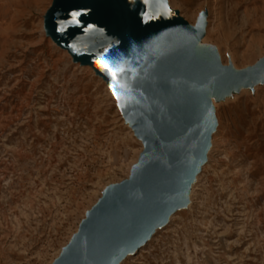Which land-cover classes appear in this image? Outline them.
Segmentation results:
<instances>
[{
    "label": "rangeland",
    "instance_id": "rangeland-1",
    "mask_svg": "<svg viewBox=\"0 0 264 264\" xmlns=\"http://www.w3.org/2000/svg\"><path fill=\"white\" fill-rule=\"evenodd\" d=\"M52 1L0 0V264H51L141 152L95 70L43 33ZM163 1L191 29L206 16L197 56L238 85L206 96L219 132L186 208L119 264H264V0Z\"/></svg>",
    "mask_w": 264,
    "mask_h": 264
},
{
    "label": "water",
    "instance_id": "water-1",
    "mask_svg": "<svg viewBox=\"0 0 264 264\" xmlns=\"http://www.w3.org/2000/svg\"><path fill=\"white\" fill-rule=\"evenodd\" d=\"M204 18L191 29L163 0L52 1L43 17L48 37L107 85L94 61L103 56L123 68L118 108L143 145L129 177L105 189L53 264H117L185 206L215 125L200 80L239 79L218 63L194 61Z\"/></svg>",
    "mask_w": 264,
    "mask_h": 264
},
{
    "label": "bare ground",
    "instance_id": "bare-ground-1",
    "mask_svg": "<svg viewBox=\"0 0 264 264\" xmlns=\"http://www.w3.org/2000/svg\"><path fill=\"white\" fill-rule=\"evenodd\" d=\"M46 13V12H45ZM45 15V14H44ZM44 15L42 16V30H43V33L45 32V30H44V27H43V17H44ZM197 21V20H196ZM204 24H206V16H205V18H204ZM204 33V32H203ZM48 39H50V41L52 42V43H54L57 47H60V45L52 38V37H48ZM202 39H200L197 43H196V45L194 46V48H193V57H194V59H195V62H199V61H206V62H210V63H213L215 60L214 59H211V60H204V59H200L198 56H197V51H198V44L200 43V41H201ZM48 43H50V42H48ZM66 53L71 57V52L70 51H66ZM214 64V63H213ZM88 67H90L92 70H94V67H93V65L92 64H88L87 65ZM94 73H95V71H94ZM96 76H97V78H99V79H101V81L104 83V85H105V87L108 89V91H109V93H110V95L112 96V98L114 99V101H115V104L117 105V102H116V99L113 97V95H112V92L110 91V89L108 88V85L105 83V81L99 76V75H97L96 74ZM200 85H201V88H202V90H203V93H204V95L205 96H207L208 97V99L210 100V98H209V94L211 93V92H217L218 94H220L222 91H224V90H228V89H230V88H233V87H235V86H237L238 85V82H236V81H222V80H220V79H214V80H207L206 78H201V80H200ZM211 106H212V104H211ZM117 107V106H116ZM117 110H119L118 108H117ZM212 112H213V107H212ZM123 122L126 124V126L129 128V130L131 131V133H132V135H133V137L137 140V141H139V143H140V145H141V152L143 151V145H142V142H141V140L139 139V138H137L136 136H135V134H134V131H133V129H132V127H131V125H130V122L129 121H127V120H125L124 118H123ZM218 130H216V121H215V125H214V128H213V130L211 131V133H210V137H209V142H208V146H207V149H206V152H205V154H204V163L198 168V172H200V169H201V167L206 163V161L207 160H209V156H208V154H209V152H210V150H209V147H210V140L212 139V135L215 133V132H217ZM219 132V131H218ZM208 150H209V152H208ZM141 152L138 154V157H137V159H136V161H135V163L132 165V163H133V161L134 160H131L130 162H128V163H126V165H125V168H126V171H128V169H129V167H130V170H129V173H128V175H130V171H131V169H132V167L137 163V161H138V159H139V156H140V154H141ZM208 152V153H207ZM207 154V155H206ZM136 155L137 154H135V156H134V159H135V157H136ZM129 177V176H128ZM196 178V175L194 176V178L189 182V184H188V188H187V193H186V203H185V206L183 207V209L184 208H186V206H187V204H188V201H187V196H188V192H189V189H190V185L192 184V182L194 181V179ZM107 187H105L104 188V190L101 192V195H102V193L105 191V189H106ZM101 197V196H100ZM99 199V198H98ZM90 209H91V207H90ZM90 209L86 212V215H87V213L90 211ZM176 213V211L175 212H173V213H170L167 217H166V221L165 222H167L168 221V218L170 217V216H172V215H174ZM156 229H158V228H156ZM156 229H154V231L156 230ZM77 231H78V228H77V230H76V232L71 236V238H70V241H71V239L77 234ZM153 231V232H154ZM150 239V238H149ZM148 239V240H149ZM148 240L146 241V242H148ZM146 242L139 248V249H141L145 244H146ZM64 248V247H63ZM62 248V249H63ZM139 249H137V250H139ZM136 250V251H137ZM62 251V250H61ZM61 251H60V253H61ZM135 251V252H136ZM60 253L58 254V256L53 260V262L51 263V264H53L56 260H57V258L59 257V255H60ZM129 255V254H128ZM127 256V255H126ZM121 261H119L117 264H119Z\"/></svg>",
    "mask_w": 264,
    "mask_h": 264
},
{
    "label": "snow or ice",
    "instance_id": "snow-or-ice-1",
    "mask_svg": "<svg viewBox=\"0 0 264 264\" xmlns=\"http://www.w3.org/2000/svg\"><path fill=\"white\" fill-rule=\"evenodd\" d=\"M78 15V13H72L73 19ZM102 61H105L102 63ZM99 71L105 73L109 78L108 88L112 92L113 97L116 99L117 107H120V100L122 98L123 85L118 81V74L123 71V68L118 66L114 61H106V58L101 56L96 61Z\"/></svg>",
    "mask_w": 264,
    "mask_h": 264
}]
</instances>
